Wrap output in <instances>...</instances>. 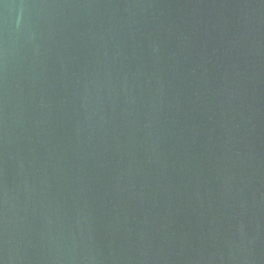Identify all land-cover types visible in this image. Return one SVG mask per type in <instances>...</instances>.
<instances>
[{
	"label": "water",
	"instance_id": "1",
	"mask_svg": "<svg viewBox=\"0 0 264 264\" xmlns=\"http://www.w3.org/2000/svg\"><path fill=\"white\" fill-rule=\"evenodd\" d=\"M0 264H264V0H0Z\"/></svg>",
	"mask_w": 264,
	"mask_h": 264
}]
</instances>
